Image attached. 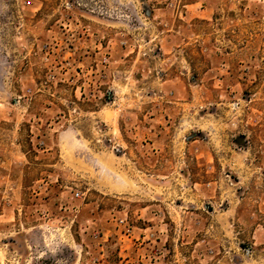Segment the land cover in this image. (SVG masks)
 <instances>
[{
  "label": "rangeland",
  "instance_id": "obj_1",
  "mask_svg": "<svg viewBox=\"0 0 264 264\" xmlns=\"http://www.w3.org/2000/svg\"><path fill=\"white\" fill-rule=\"evenodd\" d=\"M154 240L264 264V0H0V264Z\"/></svg>",
  "mask_w": 264,
  "mask_h": 264
},
{
  "label": "crops",
  "instance_id": "obj_2",
  "mask_svg": "<svg viewBox=\"0 0 264 264\" xmlns=\"http://www.w3.org/2000/svg\"><path fill=\"white\" fill-rule=\"evenodd\" d=\"M159 244L158 240H154L144 247L138 246L134 252L128 253L129 258L121 261L120 264H169ZM120 254L123 256V251Z\"/></svg>",
  "mask_w": 264,
  "mask_h": 264
},
{
  "label": "built area",
  "instance_id": "obj_3",
  "mask_svg": "<svg viewBox=\"0 0 264 264\" xmlns=\"http://www.w3.org/2000/svg\"><path fill=\"white\" fill-rule=\"evenodd\" d=\"M77 198L80 197V194H77L76 195ZM119 224L120 226L123 228V233L125 236L129 237L132 232H133V228L131 227V225H129L127 223V220L125 219H122L119 221ZM34 261L32 262V264H48L49 263V259L48 258H36V259H33ZM58 264V263H57Z\"/></svg>",
  "mask_w": 264,
  "mask_h": 264
}]
</instances>
